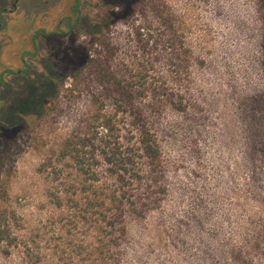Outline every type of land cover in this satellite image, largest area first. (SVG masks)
Instances as JSON below:
<instances>
[{"label":"rangeland","instance_id":"obj_1","mask_svg":"<svg viewBox=\"0 0 264 264\" xmlns=\"http://www.w3.org/2000/svg\"><path fill=\"white\" fill-rule=\"evenodd\" d=\"M262 2L0 0V111L36 93L25 79L53 74L56 90L43 114L0 124V264H116L111 208L60 158L72 136L103 132L100 114L116 126V86L99 69L109 84L149 87L137 107L162 150L124 264H264V238L247 239L264 227L247 185L264 130Z\"/></svg>","mask_w":264,"mask_h":264},{"label":"trees","instance_id":"obj_2","mask_svg":"<svg viewBox=\"0 0 264 264\" xmlns=\"http://www.w3.org/2000/svg\"><path fill=\"white\" fill-rule=\"evenodd\" d=\"M136 1L125 0L128 3V9L130 4ZM260 14L264 29V2H262ZM138 36L143 37V34L138 32ZM89 62L92 63L93 68L99 69L98 65L93 64L92 59ZM8 72L17 76L11 70ZM98 72L103 78L101 80L103 83L116 86V126L111 117L100 114L97 129L101 128L103 132L97 130L94 137L72 136L60 152V158L77 164L81 169V175L87 177L90 182L92 187L88 191L90 196L93 194L99 196L104 204L111 208L110 211L113 213L109 217L108 224L116 228V264H124L128 258L123 249L126 246L124 243L128 242L129 238L128 223L135 215L143 216L144 209L151 201V190L160 167L162 150L153 130L147 125L137 107L138 100L147 98L149 87L146 85L139 89L125 87L122 79L117 76L116 83L109 84V76L100 69ZM52 75L43 74L35 79L36 82L25 79L26 84L33 83L36 86V93L26 99H20L21 92L16 93L8 108L0 111V124L8 125L11 128L9 131L16 130L19 126H23L25 117L43 114L47 99L56 93L51 79ZM2 87L3 81L0 82V89ZM168 97L172 98L174 95ZM19 99L20 104L25 108L14 112L13 120L4 118L7 110L12 109L14 102ZM171 103L173 108L179 112H185L190 108V105L187 106L182 99L175 98L171 100ZM114 131L116 135L113 134ZM261 144L259 165L253 168L247 185L252 187L248 193L255 195L256 201L264 206V130ZM249 156L252 160L253 155L250 153ZM108 183L112 184L109 186ZM58 204L62 206L61 201H58ZM263 238L264 227L261 224L248 229L247 239L256 247Z\"/></svg>","mask_w":264,"mask_h":264}]
</instances>
